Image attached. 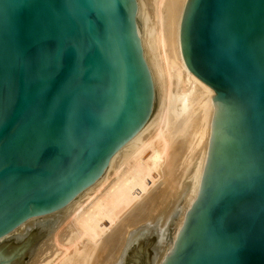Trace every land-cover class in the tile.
I'll return each instance as SVG.
<instances>
[{
	"label": "water",
	"instance_id": "obj_1",
	"mask_svg": "<svg viewBox=\"0 0 264 264\" xmlns=\"http://www.w3.org/2000/svg\"><path fill=\"white\" fill-rule=\"evenodd\" d=\"M135 0H0V239L93 185L153 85ZM181 48L214 89L199 194L164 264H264V0H188ZM71 207L0 243L29 264Z\"/></svg>",
	"mask_w": 264,
	"mask_h": 264
},
{
	"label": "bare ground",
	"instance_id": "obj_2",
	"mask_svg": "<svg viewBox=\"0 0 264 264\" xmlns=\"http://www.w3.org/2000/svg\"><path fill=\"white\" fill-rule=\"evenodd\" d=\"M135 1V25L153 85L151 113L140 131L110 158L103 177L66 205L71 208L63 229L41 245L31 264H117L129 233L160 216L167 223L190 186L172 251L199 194L216 93L188 69L182 53L181 25L188 0H181L177 18L179 0ZM156 90L159 101L153 113ZM195 162L190 185L185 184Z\"/></svg>",
	"mask_w": 264,
	"mask_h": 264
},
{
	"label": "rangeland",
	"instance_id": "obj_3",
	"mask_svg": "<svg viewBox=\"0 0 264 264\" xmlns=\"http://www.w3.org/2000/svg\"><path fill=\"white\" fill-rule=\"evenodd\" d=\"M179 1H180L179 3L177 2L179 4V6L174 11L175 18H177V12L179 11L178 9L180 8V5L182 3L181 0H179ZM147 2H148V0H147ZM151 7L152 6L150 5V10H151ZM175 18H174V21L173 20L171 21L172 29H173V25H174L175 20H176ZM142 23H143L142 17L139 18V16H138L137 25L140 27L141 31L144 34L145 33L144 28H143L144 26L142 25ZM157 90L155 92V102H154L153 113H154V110L157 108L158 101H159V95H158L159 91L157 93ZM153 113H152V115H153ZM195 170H196V162L194 165H192L190 167V169L188 171L187 179H186L187 181L185 180V184L190 185V178L189 177L194 174ZM105 172H106V170H105ZM105 172H104V174H105ZM103 175L101 176V178L103 177ZM190 189H191V187L188 186L186 193L182 194L183 196H181L179 202L177 203L176 207L174 208V211L171 214L167 223H164L162 216H160V217L156 218L153 222H151V223L148 222L146 224H142L141 226L137 227L136 229H133L129 233V235L126 239L125 245L123 246V248L120 252L117 264H160L162 262L164 257H166L171 252L172 243L174 241L175 234H176L177 229H178L177 227L179 226V222L183 216V212L185 210L186 197H187V194L190 192ZM80 195H78L76 198H78ZM75 199H73L72 201H74ZM59 212H60V210H59ZM54 213H56V212H54ZM54 213H50V214L39 216V217H33L34 219L33 218L28 219L26 222H24L19 227L14 229L11 233H9L8 235L1 238L0 243H3L5 240L11 238L14 235L20 234L23 225L27 224L29 221H32V219L36 220L39 218L52 216V215H54ZM57 213H58V211H57ZM59 229L62 230L63 228L60 227ZM55 233H53L51 236H53ZM51 236H49L47 239H45L43 242L40 243V248H41V245H43L49 238H51ZM36 256L31 260V262L29 264L32 263V261L36 258Z\"/></svg>",
	"mask_w": 264,
	"mask_h": 264
}]
</instances>
